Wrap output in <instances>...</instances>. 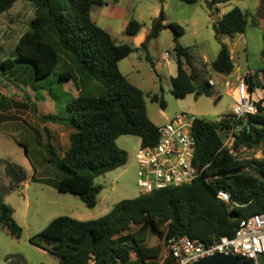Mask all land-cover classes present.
Instances as JSON below:
<instances>
[{"label":"trees","instance_id":"trees-1","mask_svg":"<svg viewBox=\"0 0 264 264\" xmlns=\"http://www.w3.org/2000/svg\"><path fill=\"white\" fill-rule=\"evenodd\" d=\"M18 1L22 0H0V17ZM23 1L33 5L35 16L30 30L16 46L15 58L0 62V75H17L19 79L29 74L32 88L37 91L34 83L50 77L62 64L61 55L65 54L73 61L76 71L68 64L58 74V79L73 82L80 90L78 97L67 100L65 115L39 117L42 124L62 125L72 133L70 148L63 157L50 142L46 144L48 163L55 178L33 177L32 182L78 197L88 209H94L102 192V187L95 186V180L128 162V154L118 147L117 140L124 136L138 137L142 148L153 147L159 141V127L148 116L144 92L132 85L119 69L120 61L136 49L117 45L93 22L92 9L104 6L102 0ZM182 1L195 4L197 0ZM232 1L205 0V4L213 15H218L220 6ZM257 15L264 16V0ZM248 16L247 12L234 8L214 23L215 37L220 43L218 57L211 65L215 73L229 76L234 72V61L223 39L244 34ZM161 19H165L163 13ZM163 28L172 31L176 43L178 71L172 79L176 98L185 99L192 94L197 98L210 97L212 87L208 82L199 85L200 73L193 68V56L189 48L178 42L183 29L174 23L159 22L151 38L156 39ZM140 30L141 25L135 20L126 27L129 35H136ZM142 48L147 49V43ZM147 60L151 62L149 57ZM94 82L102 89L100 94L89 90V84ZM48 96L56 104L61 103L59 95L52 90L48 91ZM151 100L162 110L166 108L162 97L154 95ZM34 111L37 113L35 107ZM226 116L216 123L200 118L196 121L194 166L206 169L191 184L123 200L98 220L81 222L69 217L56 218L31 243L56 258L58 264H151L168 259L166 242L170 238L187 236L210 243L224 236L232 237L241 220L264 212V149L263 159L252 161L240 160L223 149L220 131L231 127ZM235 125L240 130L236 150L264 143L262 108L257 115L236 121ZM45 131L49 133L46 128ZM19 146L27 157L28 147ZM5 172L12 185L0 193V226L20 239L22 229L14 220V210L4 204L3 199L19 189L27 181V175L22 167L12 163H7ZM220 190L227 191L237 207L232 209L221 202ZM151 235L160 244L163 241V255L159 246L146 248ZM44 244L48 248H44ZM151 252L157 259L148 257ZM7 263L25 264V261L22 257L10 256Z\"/></svg>","mask_w":264,"mask_h":264},{"label":"rangeland","instance_id":"rangeland-1","mask_svg":"<svg viewBox=\"0 0 264 264\" xmlns=\"http://www.w3.org/2000/svg\"><path fill=\"white\" fill-rule=\"evenodd\" d=\"M234 1L242 11L249 14L245 35L238 34L223 39V43L233 50L231 55L235 64V76L242 73L247 66L251 70L264 71V22L260 23V16L253 12V1L251 7L247 6L250 0H233L230 4L220 6V9L225 7L230 12ZM103 2L104 6L93 7L92 20L105 30L117 45H128L136 49L129 58L121 61L120 71L125 75L132 74V82L144 92L148 115L152 120H158L157 117L173 120L177 116L188 114L216 123L231 112L234 100L222 90L220 76L211 68V64L218 57L220 43L216 40L213 29L216 15L206 8L205 0H197L195 4L182 0ZM261 2L262 0L260 4ZM27 5L31 4L23 0L18 1L7 12L11 17H0V21H14V32L10 39L5 38L7 33L2 35L4 26L0 24V62L14 59L17 54L18 38L23 32L18 30V21H29V13H24V7ZM162 13L164 20L161 19ZM131 20L141 25V30L136 35L126 33V27ZM159 22L164 25L174 23L183 29L184 33L178 42L181 46L189 48L193 56V68L200 73L199 85H204L209 78L216 83L211 89L210 97L197 98L192 94L185 99L176 98L172 91V78L177 74L174 34L171 30L163 28L156 39L151 38ZM144 43H147V49L142 48ZM147 55L151 62L147 61ZM61 56L62 64L54 73L34 83L39 89L37 91L32 88L29 74L19 79L17 75H0V193L3 188L12 185L5 172L7 163L22 167L30 180L3 199L4 204L14 210L13 217L22 229V236L16 239L0 226V264H8L7 259L10 256L22 257L25 264H58L56 258L31 243L52 220L59 217H69L81 222L98 220L108 215L117 203L133 200L142 194L137 184L136 160L135 163L128 160L124 167L95 180V186L102 187V192L94 209H88L78 197L59 193L48 185L31 182L33 177L42 180L55 178V172L48 163L49 155L45 148L47 142H50L61 156L67 149L68 138L55 140L48 137L44 127L48 128L49 124L43 125L39 121V116L44 114L65 115L67 100L76 96L73 82H60L58 79V74L64 71L68 64L76 71L73 61L65 54ZM166 56L167 61L164 60ZM89 85L92 93H101L102 89L97 83ZM49 90L59 95L60 104L51 101ZM154 95L164 99V110L158 103L152 102L151 97ZM38 102H41L40 110L36 113L34 107ZM161 121H156V124L160 125ZM124 139H128L125 146L130 150L129 156L131 159L132 156L135 158L141 150L140 139L133 136H126ZM19 144L28 147L27 157ZM117 145L121 148V143L117 142ZM263 149L264 143H261L255 148H242L235 156L246 161L261 160ZM151 237L146 248L159 246L162 249L160 255H163V241L160 244L156 237ZM45 247L48 248L46 244ZM153 253L148 257L155 259Z\"/></svg>","mask_w":264,"mask_h":264},{"label":"built area","instance_id":"built-area-1","mask_svg":"<svg viewBox=\"0 0 264 264\" xmlns=\"http://www.w3.org/2000/svg\"><path fill=\"white\" fill-rule=\"evenodd\" d=\"M167 59L168 56L164 58L165 61ZM207 82L209 86H215L213 79L209 78ZM234 92V105L226 116L231 127L221 130L220 134L223 149L235 156L242 149H235L240 131L235 122L257 115L259 108L264 110V71L247 70L237 80ZM197 120L194 115L177 116L159 127V141L155 146L141 147L135 160L137 184L142 194L189 185L203 174L206 167L201 170L194 166L197 141L193 128ZM218 199L232 209L237 207L225 190L218 192ZM166 251L169 255L167 260L151 264H195L216 254L242 257L244 264L246 261L248 264H264V212L241 220L232 237L224 236L204 243L177 236L167 240Z\"/></svg>","mask_w":264,"mask_h":264},{"label":"crops","instance_id":"crops-1","mask_svg":"<svg viewBox=\"0 0 264 264\" xmlns=\"http://www.w3.org/2000/svg\"><path fill=\"white\" fill-rule=\"evenodd\" d=\"M103 1V0H102ZM253 1V12L255 13V14H257L258 13V11H259V8H260V0H250L249 2H248V5L247 6H249V7H251L250 5L252 4L251 2ZM236 1H234V3L231 5V10L232 9H234V8H239L237 5H236V3H235ZM16 4V3H15ZM14 4V5H15ZM223 6V5H222ZM240 9V8H239ZM24 10H25V14L26 13H29V14H27V16L29 15V21H18V25L20 26V28L18 29L19 31H23L21 34H20V36H19V38H18V42H19V40H20V38L26 33V32H28L29 30H30V26H31V22H32V20H33V18H34V16H35V8L33 7V5L31 4V5H27V6H25L24 7ZM230 10V11H231ZM228 11L229 10H226V8L225 7H223L222 9H219V13H218V15H216V17H215V22L219 19V18H222L225 14H227L228 13ZM249 15V14H248ZM4 18L5 19H7V18H9V17H11V15H9V13H5L4 15ZM25 18H26V16H25ZM261 19H260V23H262V22H264V16H262V17H260ZM95 23V22H94ZM0 24L1 25H3L4 26V28H3V32H2V35H4V34H6L7 33V36L5 37V38H9L10 39V37H11V35L13 34V32H14V28L12 27L13 26V24H14V21H0ZM96 24V23H95ZM23 30H22V29ZM29 29V30H28ZM246 34V32L243 34V35H245ZM18 42H17V44H18ZM230 49V48H229ZM230 52H231V54L233 53V50H230ZM132 55V54H131ZM130 57V56H129ZM129 57H127V58H129ZM147 57H149L148 55H147ZM232 59H233V57H232ZM148 61V60H147ZM167 61V60H166ZM234 61V60H233ZM149 62V61H148ZM120 63H121V61H120ZM120 63H119V69H120ZM212 65V64H211ZM212 68V67H211ZM250 68L247 66V68H245L244 69V71L242 72V73H238L236 76H235V69H234V72L231 74V75H229V76H224V75H220V74H218L219 76H220V81H221V84H220V86L222 87V90L225 92V94L226 95H228V96H230V97H232L233 98V100H234V98H235V92H234V86H235V84H236V82H237V80H239L241 77H243L244 76V74L246 73V71L247 70H249ZM239 70V69H238ZM177 71H178V68H177ZM121 72V71H120ZM127 79H128V81L132 84V85H134V82H132V74L130 75H125V74H123ZM176 76H177V74H176ZM175 76V77H176ZM235 76V77H234ZM174 77V78H175ZM234 77V78H233ZM173 79V78H172ZM74 84V83H73ZM75 86V85H74ZM134 86H136V85H134ZM215 86H216V83H215ZM214 86V87H215ZM137 87V86H136ZM75 88H76V86H75ZM138 88V87H137ZM76 96L75 97H78L79 96V93H80V90L79 89H77L76 88ZM219 96V95H218ZM51 99V98H50ZM42 101H44V98H42L41 99ZM52 101V100H51ZM54 104H55V102L54 101H52ZM40 103L41 102H38L37 104H36V106H35V108H36V110H37V112H38V110H40ZM44 103V102H43ZM52 103V104H53ZM148 112V111H147ZM47 115H51V114H47ZM47 115H42V116H39V117H43V116H47ZM149 116V115H148ZM149 118H150V116H149ZM157 119L158 120H152L151 118H150V120L152 121V123L155 125V126H157V127H161V126H164V125H166V124H168L172 119H170V120H168V118H166V119H159L158 117H157ZM162 120V121H161ZM40 121V120H39ZM156 121H157V123H159V121H161L160 122V125L159 124H156ZM167 121V122H166ZM47 124H49V129L47 128V127H44V130H45V128L48 130V137L50 136V137H52V139H55V140H58V139H60V140H62V138H64V137H67L68 138V143H67V146H66V151L64 152V155H65V153L68 151V149L70 148V135H71V133H72V131L70 130V129H68V128H66L65 126H62V125H58V124H53V123H47ZM43 125H45V124H43ZM51 127L53 128V129H51ZM46 132V131H45ZM124 137H126V136H124ZM124 137H121V138H119L118 140H117V142H118V144H120L121 143V148L120 149H122V150H124L127 154H128V160L129 161H132L133 163H135V158H134V156H132V159H131V157L129 156V154H130V150H129V148H127L126 146H125V143L127 142V140L128 139H124ZM140 142H141V140H140ZM46 146V145H45ZM54 147V146H53ZM55 148V147H54ZM63 155V156H64ZM61 156V155H60ZM63 156H61V157H63ZM30 180H28L27 179V181L25 182V183H23V184H21V186L20 187H22L23 185H26L28 182H29ZM32 182V181H31Z\"/></svg>","mask_w":264,"mask_h":264},{"label":"water","instance_id":"water-1","mask_svg":"<svg viewBox=\"0 0 264 264\" xmlns=\"http://www.w3.org/2000/svg\"><path fill=\"white\" fill-rule=\"evenodd\" d=\"M198 174H199V169H197L196 171V176H198ZM195 264H244V259L242 257L216 254L214 256L201 259Z\"/></svg>","mask_w":264,"mask_h":264}]
</instances>
